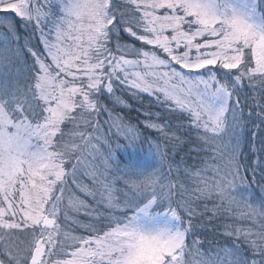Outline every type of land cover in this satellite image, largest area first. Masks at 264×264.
Here are the masks:
<instances>
[{
	"label": "snow or ice",
	"instance_id": "1",
	"mask_svg": "<svg viewBox=\"0 0 264 264\" xmlns=\"http://www.w3.org/2000/svg\"><path fill=\"white\" fill-rule=\"evenodd\" d=\"M0 264H264V0H0Z\"/></svg>",
	"mask_w": 264,
	"mask_h": 264
},
{
	"label": "trees",
	"instance_id": "2",
	"mask_svg": "<svg viewBox=\"0 0 264 264\" xmlns=\"http://www.w3.org/2000/svg\"><path fill=\"white\" fill-rule=\"evenodd\" d=\"M150 99V98H149ZM149 99H145L144 105L145 108L148 107ZM128 106H120L117 107L116 111L120 112L122 116L126 117V122L131 123L132 125H137L138 122L142 123L144 117L141 113L145 110L140 107L139 103L135 100L127 101ZM121 107H123V111L121 112ZM153 111L157 109L153 106ZM144 135H148L150 137H154L156 134L151 130L145 131L143 128L140 129ZM155 158V159H152ZM116 159L119 163L124 165H129L134 168H142V169H150L151 167L155 166L158 161L154 154L149 150L148 144L137 145L135 147L128 146V147H121L116 149ZM250 175V174H249ZM84 184H89L90 181L85 177L82 178ZM255 187V185H253ZM81 199L86 200L88 203H92L91 199L85 197L82 193H77ZM72 216H76L80 220H84L83 210L80 213L72 212L70 213ZM83 234V233H78Z\"/></svg>",
	"mask_w": 264,
	"mask_h": 264
},
{
	"label": "rangeland",
	"instance_id": "3",
	"mask_svg": "<svg viewBox=\"0 0 264 264\" xmlns=\"http://www.w3.org/2000/svg\"><path fill=\"white\" fill-rule=\"evenodd\" d=\"M152 159H155V158H152Z\"/></svg>",
	"mask_w": 264,
	"mask_h": 264
}]
</instances>
